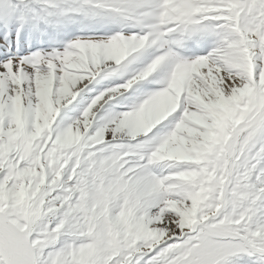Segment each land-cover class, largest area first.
Wrapping results in <instances>:
<instances>
[{
  "label": "snow or ice",
  "instance_id": "6c2138e0",
  "mask_svg": "<svg viewBox=\"0 0 264 264\" xmlns=\"http://www.w3.org/2000/svg\"><path fill=\"white\" fill-rule=\"evenodd\" d=\"M0 264H264V0H0Z\"/></svg>",
  "mask_w": 264,
  "mask_h": 264
}]
</instances>
